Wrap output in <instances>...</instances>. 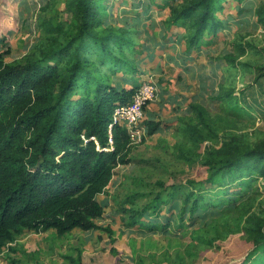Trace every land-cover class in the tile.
Listing matches in <instances>:
<instances>
[{"label": "trees", "instance_id": "obj_1", "mask_svg": "<svg viewBox=\"0 0 264 264\" xmlns=\"http://www.w3.org/2000/svg\"><path fill=\"white\" fill-rule=\"evenodd\" d=\"M235 1L243 15L248 1ZM171 2L159 3L168 9L161 33L181 31L176 38L184 47L178 54L181 60L191 59L195 48L214 44L220 30L229 27V20L220 16L228 0ZM114 4L48 0L37 12L39 38L25 56L7 61L10 50L0 49V251L6 246L17 251L10 244L26 230L54 231L63 238L75 229L102 228L97 220L105 207L98 196L118 166L130 162L134 146L125 124H114L111 130L110 124L115 108L130 103L141 86L139 56H153L151 46L137 40L142 30L134 24L107 23ZM256 14L264 26L260 7ZM174 40L171 34L161 46ZM2 44L4 36L0 48ZM230 44V52L216 57L218 66L228 65L226 80L212 96L222 101L219 112L212 114L194 98L179 116L178 157L199 160L207 167V177L164 187L152 192L155 196L144 208L124 210L130 215L129 227L150 219L149 229L159 225L157 231L168 232L171 217L158 218L168 204L177 211L179 229H192L183 249L153 254L155 264L199 262L232 233L252 245L240 264H264V130L238 126V118L250 111L238 103L235 82H227L234 76L231 69L247 66L240 58L250 44ZM262 77L264 72L257 76ZM143 122L149 137L164 130L153 114ZM203 212L215 216L196 226Z\"/></svg>", "mask_w": 264, "mask_h": 264}, {"label": "rangeland", "instance_id": "obj_2", "mask_svg": "<svg viewBox=\"0 0 264 264\" xmlns=\"http://www.w3.org/2000/svg\"><path fill=\"white\" fill-rule=\"evenodd\" d=\"M47 1L0 0V37L5 38L0 49L5 53L10 50L6 54L7 61L22 58L37 41V12ZM179 1L172 0L171 3ZM247 1L248 10L239 15L237 1L228 0L220 16L229 20V27L220 30L214 44L195 48L192 58L184 61L178 58L184 47L181 42H176L181 31L161 33L163 20L168 15V9L159 6L162 0H106L108 6L115 2L107 23L134 24L137 30H142L137 33V40L147 43L153 50V56L146 57V52L139 56L141 71L138 76L141 85L152 82L156 88V96L144 108V117L153 114L156 120L163 122L164 130L153 137L146 134L143 142L135 144L130 162L118 166L111 183L98 196L105 207L104 216L97 220L102 228L94 231L75 229L63 238L54 231L26 230L10 244L17 247V251L9 246L0 251V264H155L151 262L153 254L166 250L175 252L191 241L192 229H179L181 221L177 211L169 210L168 204L163 205L158 215L159 219L160 214L171 217L166 228L168 232L157 231L161 230L157 224L156 228L149 229L150 219L139 227H129L130 215L124 210L144 208L152 202L155 196L152 192H159L164 187L185 184L190 178L207 177V167L199 160L185 161L178 157L176 144L182 138L179 119L194 98L206 105L212 114L219 112L222 101L212 96H216L220 84L226 80L228 65L218 66L216 57L230 52L232 41L250 44L248 53L240 58L247 60V66L231 69L234 76L227 82L228 86L235 82L240 98L238 103L250 111L248 117L238 118V126L243 130H264V77L257 78L264 72V26L256 14L259 7L264 13V0ZM171 34L175 40L162 47V42L165 43ZM113 78L115 84L121 85L118 78ZM214 216L203 212L197 217L196 226L206 225ZM140 217L145 218L144 215ZM108 227L113 231L112 236L105 229ZM251 247L241 234L232 233L220 243L219 249L208 250L199 262L188 264H240Z\"/></svg>", "mask_w": 264, "mask_h": 264}, {"label": "built area", "instance_id": "obj_3", "mask_svg": "<svg viewBox=\"0 0 264 264\" xmlns=\"http://www.w3.org/2000/svg\"><path fill=\"white\" fill-rule=\"evenodd\" d=\"M155 92L154 83L147 82L142 84L137 89L130 103L121 104L115 108L110 130L114 124H125L129 130L131 144L135 145L143 142L146 137V128L143 124L145 118L144 108L156 96ZM110 142H112L111 138Z\"/></svg>", "mask_w": 264, "mask_h": 264}, {"label": "crops", "instance_id": "obj_4", "mask_svg": "<svg viewBox=\"0 0 264 264\" xmlns=\"http://www.w3.org/2000/svg\"><path fill=\"white\" fill-rule=\"evenodd\" d=\"M151 114V113H150Z\"/></svg>", "mask_w": 264, "mask_h": 264}]
</instances>
